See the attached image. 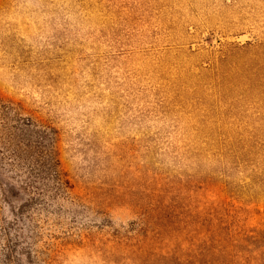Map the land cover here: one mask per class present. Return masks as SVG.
Wrapping results in <instances>:
<instances>
[{
	"label": "rangeland",
	"instance_id": "1",
	"mask_svg": "<svg viewBox=\"0 0 264 264\" xmlns=\"http://www.w3.org/2000/svg\"><path fill=\"white\" fill-rule=\"evenodd\" d=\"M264 264V0H0V264Z\"/></svg>",
	"mask_w": 264,
	"mask_h": 264
},
{
	"label": "trees",
	"instance_id": "2",
	"mask_svg": "<svg viewBox=\"0 0 264 264\" xmlns=\"http://www.w3.org/2000/svg\"><path fill=\"white\" fill-rule=\"evenodd\" d=\"M246 263V261H243L242 263H240V264H245Z\"/></svg>",
	"mask_w": 264,
	"mask_h": 264
}]
</instances>
